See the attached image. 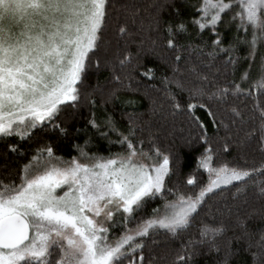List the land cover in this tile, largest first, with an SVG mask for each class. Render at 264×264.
Segmentation results:
<instances>
[{
  "label": "snow or ice",
  "instance_id": "6c2138e0",
  "mask_svg": "<svg viewBox=\"0 0 264 264\" xmlns=\"http://www.w3.org/2000/svg\"><path fill=\"white\" fill-rule=\"evenodd\" d=\"M149 7L145 17L135 0H0V264H233L241 253L264 264V228L244 211L254 199L264 218V0ZM144 32L171 54L162 83L171 115L194 127L185 146L203 149L188 172L134 112L124 125L108 112L134 73L155 78L139 72L144 41L130 50ZM90 68L120 87L89 84ZM85 105L86 127L74 128ZM88 130L68 159L45 135ZM93 136L121 150L90 153Z\"/></svg>",
  "mask_w": 264,
  "mask_h": 264
},
{
  "label": "trees",
  "instance_id": "16d2710c",
  "mask_svg": "<svg viewBox=\"0 0 264 264\" xmlns=\"http://www.w3.org/2000/svg\"><path fill=\"white\" fill-rule=\"evenodd\" d=\"M142 9L145 11L142 12V15L147 17L150 13L153 12V9L149 6L153 3H163V0H135ZM190 4L197 3V0H189ZM167 13H165V18ZM115 24H113V29ZM114 34V33H113ZM233 32H228L226 36V44L232 39ZM207 38V37H205ZM157 39V34L155 32L151 33L149 38V33H141L137 38V43L132 44L130 47L131 52L135 55L140 51L138 44L140 40L144 41L143 50L140 51V56L138 62L141 65L139 72L146 71L147 68L155 69V78L149 81L147 78H142L139 73H134L135 79L132 81H126V83L132 84V90L120 91V99L114 103L110 102L107 105L108 112L114 113L115 118L124 125L127 121L128 113H135L136 119L139 123L144 124L147 128H150L151 132L156 135L159 140L160 145L164 149L171 148L174 151H178L181 154V159L185 164V172L191 171L195 168V162L198 158L200 152L203 150L199 145L195 148H189L185 146V140L189 137L190 134L194 135V127L190 123L186 114H177L175 116L171 115L170 103L171 101L165 94V85L162 83V77L171 76V70L166 66L164 59L165 55L169 58L170 53H165L162 51V44L157 47V50L154 52L152 49V41ZM115 51V45H113V52ZM159 53V54H157ZM246 50H241V55H245ZM111 57V53H109ZM185 56H188V53H185ZM193 63H198L196 59V54L193 53L191 56ZM226 59L225 56H221L217 60V66H219L222 60ZM137 61H133L135 64ZM170 63V59H169ZM183 67V65H182ZM90 75L88 83L95 86L97 80L99 79L105 85L106 91L111 88L120 87L119 85L106 82V78L110 75L109 71H103L97 74L94 68L89 69ZM173 93H178L177 99L184 102L187 100V93H179V90L175 85L169 86ZM138 89V91H136ZM101 104L103 100L99 93L95 97ZM105 99L107 97H104ZM127 100L135 101V105H128L125 103ZM155 102V103H154ZM163 105V107H161ZM153 109H156L153 111ZM89 115L88 106H84L81 109V115L76 118L73 122L74 128H85L86 121ZM197 115L204 119L206 122L210 121V117H207L203 111H198ZM98 117H103V112L101 110L97 111ZM73 128V131H74ZM213 130V126L210 125V131ZM51 137V141L56 145L57 155L63 156L65 159L71 158L72 156L78 155V152L75 148V145L84 146L85 141L89 139V136L92 135L91 130L88 132H81L79 135H71L66 139H58L54 134L47 133L45 134ZM221 135H223V130H221ZM115 139V137H112ZM111 148L112 152L120 151L118 145H109L108 141L100 140L99 138L93 136L90 143L87 146V149L90 153H98L101 155H108V149ZM235 155V153H233ZM227 159H232V156H228ZM24 161H20L23 163ZM3 163V161H0ZM253 209L257 210V214L253 216L252 220L249 221V227L251 229L259 230L264 228V218L260 215L261 203L255 201L254 199L250 201V205L246 206L244 211H252ZM231 235V232L229 233ZM255 239H259V236H255ZM242 247V246H240ZM254 251L256 249H253ZM214 257H202L198 264H213ZM238 259H246L251 261L250 256H245L241 253V256L233 260V264H237Z\"/></svg>",
  "mask_w": 264,
  "mask_h": 264
}]
</instances>
